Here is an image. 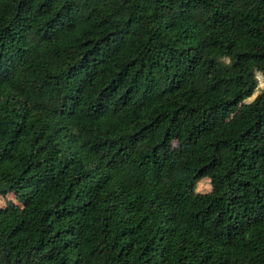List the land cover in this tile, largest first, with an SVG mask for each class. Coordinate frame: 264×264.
Segmentation results:
<instances>
[{
    "label": "trees",
    "instance_id": "trees-1",
    "mask_svg": "<svg viewBox=\"0 0 264 264\" xmlns=\"http://www.w3.org/2000/svg\"><path fill=\"white\" fill-rule=\"evenodd\" d=\"M261 12L0 0V264H264Z\"/></svg>",
    "mask_w": 264,
    "mask_h": 264
},
{
    "label": "rangeland",
    "instance_id": "rangeland-1",
    "mask_svg": "<svg viewBox=\"0 0 264 264\" xmlns=\"http://www.w3.org/2000/svg\"><path fill=\"white\" fill-rule=\"evenodd\" d=\"M255 24L264 29V12H261V14H259V16H257L254 20ZM255 78H256V83L257 86L255 88V91L253 93V95H255L262 87H264V75L255 72ZM253 95L251 97H249L246 100H250ZM178 169V161L175 155H170L167 156L166 158V173L167 174H173L174 172H176V170ZM195 189L197 191H207L209 189V181L207 178H202L200 179L196 185H195ZM13 200V197L10 193L6 194L5 196H0V208H2L3 206L6 205V203L8 201Z\"/></svg>",
    "mask_w": 264,
    "mask_h": 264
}]
</instances>
